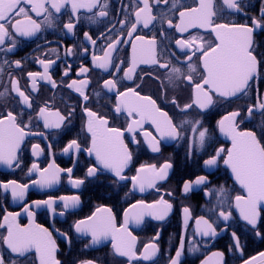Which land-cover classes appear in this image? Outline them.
<instances>
[{"label":"flooded vegetation","instance_id":"obj_1","mask_svg":"<svg viewBox=\"0 0 264 264\" xmlns=\"http://www.w3.org/2000/svg\"><path fill=\"white\" fill-rule=\"evenodd\" d=\"M101 2L106 3L107 7L95 8L92 12L80 9L75 15L72 14L70 6L62 8L60 13L52 10L51 26L43 24V16L38 17L31 12V5L22 3L20 6L25 7L31 18L41 23L42 27L30 37L13 36L12 39L16 42L15 48L11 52L0 51V68H2L0 92H4L5 88L10 89V79H16L21 90L30 94L33 101L31 109L23 110L21 126L27 124L28 127L24 130L31 135L25 137L22 150L18 153L20 166L10 168L0 164V181L6 183L16 180L20 184H29L24 200H13L10 190L0 188V225H3L0 226V238L7 235L4 218L10 213H19L15 223L21 227L30 226L29 216L24 211L27 204L33 213L32 223L47 228L51 233L56 244L55 259L60 264H82L83 261H93L94 264H170V257L175 256L182 240L184 247L181 264H242L264 250V209L262 208L257 227L254 229L241 218L239 210L235 207V197L246 196L247 192L232 177L229 165L224 163L227 150L233 145L231 139L221 136L219 122L227 114L238 112L239 115L235 117L238 132H253L260 144L264 145V110L257 111L255 108L258 106L254 107L257 105L258 97H264V64L260 66L252 86L246 93L227 98L212 93L213 103L209 108L200 110L193 106L187 111H182L185 104L193 102L194 84L202 82L204 73L201 54L196 52L192 55V52H195L193 48L185 55L176 46L175 40L200 37L201 39L194 42L196 45L209 43L214 45L216 39L210 28H190L188 32L181 34L175 27L168 28L166 21L172 19L174 25L179 24V12L197 7L198 0H176V8L172 7L173 0H167V4L161 0L159 6L152 7L151 14L157 17L152 25L148 28L139 26L131 37L126 34L127 28L123 31V39L136 42L138 46L141 42L136 40L137 36L144 37L145 41L153 38L156 40L157 54L158 56L162 54L160 62L170 61L172 66L181 69L182 77L172 84L167 81V73L154 65L141 64L133 80L129 81L123 78V71L114 77L109 75L115 72L114 69L109 68L108 71H104L93 64V53L103 56L102 49L108 42L105 37L115 38L110 30L115 28L116 33H120L121 25L118 21L128 19V13H134L142 7L139 0H101ZM149 2L155 4V0ZM215 4L219 9L221 0H215ZM241 6L243 13L227 10L218 12L215 23L250 24L251 17L260 16L264 0H242ZM101 10L106 11L107 15L96 16ZM94 16L95 19H90ZM161 16L165 21L163 27L160 23ZM19 18L26 20L23 16ZM70 21L75 25L71 33L64 28V25ZM85 33L95 41V45L85 39ZM0 47H11V44ZM69 48L72 49L71 55L67 54ZM253 48L257 59L264 60V27L254 31ZM131 53L132 44L124 43L119 45L118 51L113 53V56L117 62L123 60L122 67L127 68ZM188 56L192 57L194 72H189ZM17 60L21 61L20 67L14 63ZM40 60L54 61L50 68V76L51 80L55 81L56 87L53 88L48 81L37 80V91L29 93L32 81L27 74L43 71L38 63ZM81 67L86 68L87 72L80 74ZM66 70L67 76L64 75ZM188 75L192 76L191 84L184 79ZM113 78L118 81V91H125L131 87L141 96L151 97L177 126L185 120L193 123L196 120L201 121V127L208 130L204 146L201 148L192 144L194 136L192 124H185L179 129L181 138L169 140L162 139L150 121H145L142 128L136 130L134 143L133 134L129 133L127 128L132 119L139 117L129 118L125 111L116 112L117 92H109L102 87L104 80ZM85 79L89 81L83 88L89 97L86 102L74 88L67 86L73 81H77L79 86V82ZM45 104L50 105L52 111L59 110L61 115L66 117L61 129H45L43 121L36 119L39 108ZM85 107L105 117L109 128L120 129L123 132L122 139L132 153V160L122 173L126 179L121 180L114 173L102 168L92 177L86 175L88 168L96 167L97 162L94 154L89 155L86 151L91 146V135L86 131L89 118L84 112ZM250 107L254 109L251 114L248 112ZM9 111L17 115L19 121L21 105L16 99V94L11 92L0 97V118ZM69 113H71L70 117ZM143 132L151 133L159 141V152L151 151ZM73 139L81 145V151L64 153V147ZM33 144H38L43 149L39 157L32 154ZM49 144L51 149L48 148ZM219 149L224 151L217 158L216 165L205 166L204 161L215 155ZM33 162L38 163L41 168H47L53 162L61 169L72 168L71 178L82 179L84 183L79 188L73 187L69 182V175L62 172L58 184L50 189L41 190L31 183L32 180L37 179V174L35 172L30 176L28 174ZM165 162L170 163L172 167L168 170L167 178L159 181L156 188H148L140 192L138 186H133L131 177L137 174L138 168L142 165H156L159 168ZM197 176H206L207 183L193 185L185 194L184 182L194 181ZM221 188L224 190L226 201L222 206H218L217 193ZM206 192L211 194L205 195ZM73 195L79 196L78 205L64 209L63 203L58 198ZM49 196L56 198L53 205L55 213L49 211L46 205L32 206L33 201L46 200ZM161 197L172 204V209L164 220L145 215L140 224L129 220L127 225V231L135 237L134 251L137 257L144 253L145 245L157 246L158 252L151 261L130 260L129 257L120 255L113 248L112 236L102 239L99 244H92L90 235L78 233L75 229L76 221L92 216L98 208H106L111 209L117 229L123 232L121 225L125 222V211H128L130 217L139 211L132 209L131 205L139 200L150 204L160 200ZM185 207L190 209L188 214L183 212ZM221 210L231 212L228 221L218 219ZM200 217L213 224L217 230L215 237L200 234V230L204 228L202 222L200 225L196 223ZM233 232L239 239V247L233 239ZM257 232L260 234L257 235ZM214 253H223V255L218 257ZM0 254L3 256L4 264H40L34 249L20 256L11 253L2 239H0Z\"/></svg>","mask_w":264,"mask_h":264},{"label":"snow or ice","instance_id":"obj_2","mask_svg":"<svg viewBox=\"0 0 264 264\" xmlns=\"http://www.w3.org/2000/svg\"><path fill=\"white\" fill-rule=\"evenodd\" d=\"M167 4V0H163ZM31 5V12L36 16H43V24L51 26L53 24V11L60 13L62 8L70 6L71 12L75 15L80 9H86L92 12L95 8H106L107 4L102 3L101 0H0V46H5L8 43L11 47H0V51L11 52L16 42L12 39L13 36L30 37L40 31L42 25L33 20L29 15L28 10L20 5ZM161 0H155V4H150L149 0H139L141 8L134 13H128V19L119 20L121 25L120 33H116L115 28L110 31L114 34V39L106 40V46L102 49L103 56H97L93 53V64L104 70L108 71L109 68L115 70L114 73L109 75L116 76L120 71H123V78L131 81L134 74L137 72V68L141 64L154 65L159 69L164 70L167 73V81L172 84L175 80H179L182 77L180 68L172 66L170 61L161 63V56L157 54L156 40L145 41L142 36H137L136 40L141 43L139 46L136 42L127 41L123 39V31L128 29L127 36L131 37L137 31L138 27L142 25L143 28H148L157 20V17L151 14L153 6H159ZM242 0H221V7L217 9L215 0H198L197 7L188 8L179 12V24H173L172 19H167V27H175L177 32L183 34L188 32L190 28H210L211 32L215 34L216 43L204 45H196L194 42L200 37H191L187 39H176V46L185 53L192 51L195 48L196 52L201 54L203 64V76L201 83L194 84V99L190 104H185L182 111H187L193 106L198 107L200 110L209 108L212 103V93L218 94L220 97H235L237 94L246 93L252 86L254 77L258 74V70L264 60H258L257 55L254 54L253 48V33L256 29L264 27V7L261 8L260 16L251 17L249 23H215V19L218 16V12H240L243 13V7L241 6ZM176 0H173L172 7L176 8ZM107 15L106 11H99L96 16L104 17ZM25 17L26 20H21L19 17ZM134 17V19H133ZM90 19H95L90 17ZM14 21V22H13ZM163 16L160 17V23L163 27ZM7 25V27H6ZM74 23L71 21L64 25V28L68 32H73ZM85 39L89 40L93 45L95 41L85 33ZM124 43L132 44V53L128 61V67L123 68V60L117 62V59L113 56V53L117 52L119 45ZM55 51V50H53ZM85 51H88L85 49ZM67 54H72V49H67ZM191 56H188V69L189 72H194L195 68L191 63ZM7 63V61H5ZM17 67H20L21 61L14 62ZM38 63L42 66V72H29L28 78L32 81L29 93L37 91V80L48 81L52 87H56L55 81L51 80L50 68L54 64L53 60H40ZM2 71V68H0ZM87 69L81 67L80 74L86 73ZM67 70L64 75L67 76ZM188 83H192V76L188 75L184 77ZM89 83L88 80L79 82L73 81L68 84L69 88H74L76 92L80 94L83 100L88 101L89 97L83 91V88ZM11 88H5L4 92H0V97H4L9 92L16 94V99L21 105L22 111L18 116L9 111L3 118H0V164H5L8 167H19L20 159L18 153L22 150V143L26 136L31 133H26L25 128L27 124L23 123V110L32 108V98L30 94H26L21 90L19 81L16 79H10ZM118 81L116 78L106 79L103 82L102 87L109 92L116 91L117 105L116 112L125 111L129 118L139 117V119H132L129 123L127 131L133 134V142L135 143V133L137 129L142 128L145 121H150L156 128L162 139L177 140L181 138L180 128L185 124H192L193 145L203 147L208 130L201 127V121L196 120L194 123L189 120L181 122L179 126L175 125L167 113L163 112L156 104V101L151 97L141 96L134 88H127L125 91L117 90ZM175 103V100L173 101ZM264 110V97H258L257 105L254 107ZM253 107L248 109L249 114L252 113ZM84 112L88 116L86 131L91 135V146L86 149L89 155L95 156L97 162L96 167H89L86 175L88 177L94 176L98 169H107L121 180L126 179L122 175L124 170L129 166L132 160V153L128 150L127 145L124 143L122 136L123 132L120 129L109 128L108 120L105 117L99 116L96 112H93L89 108L85 107ZM238 112H232L227 117L219 122L220 131L225 135L231 137L233 147L227 150V158L224 159V163L231 167L236 180L246 190V196L235 197V207L239 210L241 218L251 225L254 229L257 227L258 220L261 216V210L264 208V145L256 139L253 132H238L236 126L231 123L238 116ZM71 113H69V117ZM36 119L43 121V127L48 130H59L65 123L66 117L61 115L59 110L52 111L51 106L45 104L39 108L36 114ZM31 121V118H30ZM29 121V122H30ZM225 121H229L228 125H225ZM43 135V134H40ZM146 138L148 147L153 152H159V141L152 136L149 132H143ZM51 149V145H48ZM33 156L39 157L43 152L40 145H32ZM70 151H81V145L76 139L70 140L64 147L63 152L68 153ZM223 149L217 150L216 154L204 161L205 166H214L217 163V158L220 156ZM172 165L168 162L160 165L157 168L156 165H142L136 170L137 174L131 177L133 186L139 187L140 192H144L148 188H156L159 181H163L167 178L168 170ZM73 169H61L55 163H50L47 168H41L36 162H33L32 166L28 169L29 176L32 173L37 174V179L32 180V185L38 186L41 190L50 189L60 181V175L62 172H66L69 175V182L73 187L79 188L84 180L72 179ZM207 183L206 176H197L194 181H185L183 185V192L187 194L193 187V185H204ZM0 188L4 190H10L13 200H24L29 184H20L16 180H10L5 182L0 181ZM158 190V189H157ZM211 193L206 192L205 195ZM171 195V193H167ZM55 199L51 196L46 200H36L32 202V206L40 207L46 205L49 211L55 213L53 207ZM63 203L64 209L74 208L79 203V196H61L58 198ZM218 206H222L226 197L224 196V190L221 188L217 193ZM132 209H139L131 217L128 211H125V222L121 225L123 232H120L114 222V217L111 214V209L98 208L92 216L87 217L84 220H78L75 223V229L78 233L90 235L92 244H99L102 239H106L108 236H112L113 248L122 256H127L131 259H142L144 261H151L154 259L158 252V248L155 244L145 245V251L139 257L136 256L134 251L135 237L131 236V233L127 231V225L129 220H132L136 224H140L145 215L152 216L157 220H164L165 217L172 209V204L161 197L160 200L152 203H145L143 200L137 201L131 205ZM24 211L27 212L30 220V226L21 227L18 223H15L16 217L19 213H10L5 216L4 220L7 224V235L3 236V243L11 251V253L24 256L31 250H35L38 255L40 264H60L55 259L56 244L52 239L51 233L47 228L43 226L34 225L31 221L33 213L30 211V206L27 204L24 207ZM185 214L190 212V209L185 207L183 209ZM103 213V214H101ZM63 214V213H61ZM231 217V212L221 210L218 214V219L228 221ZM11 218V219H9ZM201 222L204 228L200 230V234L203 236L215 237L217 235L216 228L204 217L197 219V225ZM3 226V225H0ZM260 233L257 232V235ZM236 246L239 247V239L236 233H232ZM183 240L180 247L176 250L175 256L170 257V264H181V257L183 254ZM195 250V249H193ZM215 256L222 257L223 253H214ZM264 256V253H261ZM0 264H4L2 254H0ZM82 264H94L93 261H83ZM247 264V262H246Z\"/></svg>","mask_w":264,"mask_h":264},{"label":"water","instance_id":"obj_3","mask_svg":"<svg viewBox=\"0 0 264 264\" xmlns=\"http://www.w3.org/2000/svg\"><path fill=\"white\" fill-rule=\"evenodd\" d=\"M255 110H257V111H260L261 109H259V107H257V108H255ZM230 114V113H229ZM229 114H227L225 117H227ZM224 117V118H225ZM224 118H222V120L224 119ZM228 123H229V121H225V125L227 126L228 125ZM231 123H233L234 125H235V119L233 120V121H231ZM219 129H220V127H219ZM236 130H237V128H236ZM238 131V130H237ZM244 132H250V131H244ZM220 133H221V136L223 137V138H225V139H231V137L230 136H228V135H225L224 133H222L221 131H220ZM256 136V135H255ZM256 139H257V137H256ZM258 140V139H257ZM259 141V140H258ZM230 167V166H229ZM230 172H231V174H232V177L236 180V178H235V175L233 174V172H232V170H231V167H230ZM237 181V180H236ZM238 182V181H237ZM239 183V182H238ZM240 184V183H239ZM264 209V208H263ZM261 253H264V250L263 251H261V252H259L258 254H256V255H254L253 257H251V258H249V259H247L246 261H244L242 264H246V262H247V264H264V256H261Z\"/></svg>","mask_w":264,"mask_h":264}]
</instances>
